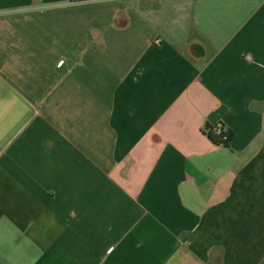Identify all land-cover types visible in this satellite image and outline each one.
Wrapping results in <instances>:
<instances>
[{
    "label": "crops",
    "instance_id": "obj_1",
    "mask_svg": "<svg viewBox=\"0 0 264 264\" xmlns=\"http://www.w3.org/2000/svg\"><path fill=\"white\" fill-rule=\"evenodd\" d=\"M0 264H264V0H0Z\"/></svg>",
    "mask_w": 264,
    "mask_h": 264
},
{
    "label": "trees",
    "instance_id": "obj_2",
    "mask_svg": "<svg viewBox=\"0 0 264 264\" xmlns=\"http://www.w3.org/2000/svg\"><path fill=\"white\" fill-rule=\"evenodd\" d=\"M219 127H211L210 125H206L205 126V133L207 134V136L209 137V139L216 145H222V146H227L230 141H231V133L229 132H225V130L223 129V127H220V129L223 131V134L221 136H218L216 134V130ZM224 138H227V141H223Z\"/></svg>",
    "mask_w": 264,
    "mask_h": 264
},
{
    "label": "built area",
    "instance_id": "obj_3",
    "mask_svg": "<svg viewBox=\"0 0 264 264\" xmlns=\"http://www.w3.org/2000/svg\"><path fill=\"white\" fill-rule=\"evenodd\" d=\"M218 136H221L223 134V131L220 129V127L215 131ZM227 138H224L223 141H227Z\"/></svg>",
    "mask_w": 264,
    "mask_h": 264
}]
</instances>
